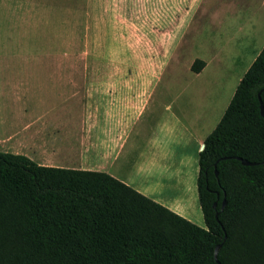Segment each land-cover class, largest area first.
<instances>
[{"label":"trees","instance_id":"trees-1","mask_svg":"<svg viewBox=\"0 0 264 264\" xmlns=\"http://www.w3.org/2000/svg\"><path fill=\"white\" fill-rule=\"evenodd\" d=\"M204 66L195 59L189 70ZM258 94L264 107V46L198 153L204 227L108 174L0 153V264H264Z\"/></svg>","mask_w":264,"mask_h":264},{"label":"crops","instance_id":"crops-1","mask_svg":"<svg viewBox=\"0 0 264 264\" xmlns=\"http://www.w3.org/2000/svg\"><path fill=\"white\" fill-rule=\"evenodd\" d=\"M1 9L5 26H264V0H0ZM206 67L205 61L201 72ZM124 75L0 68V153L117 180L118 171L128 168L150 180L151 172L165 169L156 162L151 139L141 151V88ZM202 146L203 140L197 151ZM147 151L151 159L144 158ZM166 178L172 181L167 187L177 192L171 197L119 181L200 227L196 179L187 184L180 172Z\"/></svg>","mask_w":264,"mask_h":264},{"label":"rangeland","instance_id":"rangeland-1","mask_svg":"<svg viewBox=\"0 0 264 264\" xmlns=\"http://www.w3.org/2000/svg\"><path fill=\"white\" fill-rule=\"evenodd\" d=\"M5 17L1 9L0 68L123 72L124 81L140 86V148L151 139L157 164L167 170L151 172L148 181L128 168L117 175L168 197L177 193L167 187L171 174L180 172L195 185L198 144L216 126L264 46V26H5ZM246 33L254 34L251 40ZM195 59L207 62L197 75L189 70ZM150 153L144 158L151 159ZM155 181L169 185H152ZM196 212L201 216L197 207Z\"/></svg>","mask_w":264,"mask_h":264},{"label":"water","instance_id":"water-1","mask_svg":"<svg viewBox=\"0 0 264 264\" xmlns=\"http://www.w3.org/2000/svg\"><path fill=\"white\" fill-rule=\"evenodd\" d=\"M258 102H259V112H260V115L262 118H264V107L260 101V97H259V94H258ZM203 148V146H202ZM237 161L240 162L241 165L243 166H254L255 164L254 163H250V162H247L245 160H242L240 158H236ZM224 206V201L222 202V207ZM213 207H215V204H213ZM219 249V246H217L214 250V258L216 259V256H217V251Z\"/></svg>","mask_w":264,"mask_h":264}]
</instances>
